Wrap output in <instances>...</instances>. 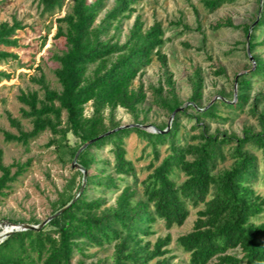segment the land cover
Instances as JSON below:
<instances>
[{
  "label": "trees",
  "instance_id": "16d2710c",
  "mask_svg": "<svg viewBox=\"0 0 264 264\" xmlns=\"http://www.w3.org/2000/svg\"><path fill=\"white\" fill-rule=\"evenodd\" d=\"M34 1L42 16H53L64 7L68 10L55 19L54 38L65 41V50L55 57L59 67L54 75L60 91L50 89L42 79L36 80L43 89L42 99L37 92H22L18 96V101L27 108L21 110V115L31 122V129L19 130L18 135L4 133V139L28 146L49 131L53 137L47 146H54L60 159L67 157L69 161H73L83 144L97 140L78 154L76 163L81 170H75L52 213L71 203L76 194L78 197L41 230L15 232L3 240L0 264H86L83 260L73 263L74 256L85 257L88 248L108 246L113 250L112 264H209L213 261L214 264H264V223L254 222L264 214V196L253 188L259 177L264 182V110L258 111L264 95L251 97L253 80H264V58L255 54L258 46H264V36L261 41L256 38V32L264 28V0L251 29L250 25L234 26L230 19L220 20L211 27L213 30L241 28L245 37L250 29L248 50L252 66L249 72L236 78L235 98L220 93V99L209 106L203 105L204 79L201 69H195L189 77V105L175 112L168 128L163 125L155 133L138 126L143 124L138 121V112L147 94L143 83L133 87L154 57L167 87L165 95L162 84L152 89L156 104L172 114L183 103L175 93L167 57L161 52L165 43L162 24L154 22L145 28L141 16L136 15L122 39V21L136 13V6L142 0H113L110 7L109 0ZM234 2L202 0L209 12ZM21 28L15 20L11 24L0 22V64L17 59V55L5 49L18 46L15 36ZM214 74L220 75L222 71ZM3 78L7 79L8 75L0 72V82ZM87 106L90 107L88 115ZM246 107L256 118L258 131L244 129L241 137L209 133V125L204 121H228L221 111L243 112ZM117 108L128 112L135 124L117 129L119 125L111 121L107 126V116L112 118ZM181 115L193 119L199 129L190 138L192 143L185 139L181 145L178 141ZM9 121L13 126L18 125L15 120ZM69 133L78 141L74 146L68 143ZM131 133L147 143L155 162L161 156L160 148L166 147L160 162L151 161L147 166L149 173L140 182V189L119 185L127 178L137 182L135 165L125 150V140ZM108 146L113 162L104 161V164L110 170L96 169L98 162L93 150ZM228 159L231 160L229 167L221 168ZM24 170L22 165L6 166L0 158V201ZM82 171L86 172L85 186L79 191ZM182 174L185 179L177 183ZM88 187L97 195L89 197ZM114 192H117L114 203L109 205L107 195ZM190 207L199 208L192 229L175 240L187 255V261L173 263L172 257L166 256L170 253L171 235L157 237L153 242L150 237L155 235L154 225L158 221L167 229L181 227L190 215Z\"/></svg>",
  "mask_w": 264,
  "mask_h": 264
},
{
  "label": "rangeland",
  "instance_id": "374dc122",
  "mask_svg": "<svg viewBox=\"0 0 264 264\" xmlns=\"http://www.w3.org/2000/svg\"><path fill=\"white\" fill-rule=\"evenodd\" d=\"M112 3L113 0H109V7ZM260 6L261 0H235L232 4H225L218 10L209 12L202 0H142L136 6V13L129 20L122 21V39L131 28L136 15L141 16L145 28H149L154 22H160L165 31V43L161 52L167 57L168 69L173 75L175 93L183 103L182 109L189 105L188 98L191 93L189 77L198 68L201 69L204 79L202 104L209 106L220 99V93L228 97L232 95L234 99L237 94L236 78L249 72L252 66L247 54L246 37L241 28L227 27L213 30L211 27L225 19H230L234 26H254L260 13ZM67 11L64 7L60 13L53 16H42L34 0H0V22L11 24L15 20L22 27L17 30L15 36L18 46L5 49L17 55V59H8L0 64V72L8 75L7 79L3 78L0 82V158L6 166L25 167L23 174L11 185L7 196L0 201V223L3 221L30 225H34V221L41 223L53 214V206L75 174V170L80 171L67 157L61 160L54 146H47L53 137L49 131L42 133L28 146L6 142L4 139V133L18 135L19 130L31 129V122L21 115V110L27 109L18 101V96L22 92H37L38 97L42 99L43 89L36 82L38 79H42L50 89L60 91V85L54 75V71L59 67L55 57L65 50V41L63 38H54L57 26L55 19L62 17ZM263 36L264 28H261L256 32L257 41H261ZM255 54L264 58V46H258ZM215 71H222V74L215 75ZM139 82L143 83L147 94V100L138 112V121L143 123L138 125L139 128L149 133L157 132V128L163 125L168 128L171 114L156 104V95L152 91L161 84L164 87L163 95L167 90L160 64L155 57L141 77L134 81L133 87L136 88ZM258 94L264 95V80L254 79L251 97ZM261 110H264V100L258 106V111ZM89 113L90 107L87 106L86 114ZM220 113L228 121H204L209 125L210 134L227 133L241 137L244 129L255 132L259 130L258 122L248 111V107L243 112H231L226 109ZM10 119L15 120L18 125L13 126ZM111 121L119 127L135 124L132 116L122 108L115 109L112 118L107 116L106 125L109 126ZM179 125V143L182 145L185 139L192 143L190 138L199 132L193 119L181 115ZM67 140L71 146L78 143L70 133L67 135ZM146 145L145 141L133 133L126 138V155L134 163L138 177L136 183L132 178L121 181L120 188L132 185L140 189V182L149 173L147 166L151 161L155 162L152 154H149L151 149ZM109 148L108 146L101 150H93L98 162L94 166L96 169L106 167L110 170L104 164V161L113 162ZM159 151L161 156L155 164L164 157L166 147H161ZM255 154L261 158L259 152ZM230 164L231 160L228 159L220 167L227 168ZM15 169L13 167L11 171L14 172ZM78 179L80 178L77 177V183ZM184 179L183 174L180 175L177 183H181ZM81 181L83 189L85 186L83 177ZM253 188L264 196V182L261 177L253 183ZM92 189V187L87 189L86 194L89 197L97 195ZM116 195L117 192L107 195L109 205H113ZM75 197L77 198L78 194ZM198 210L199 208L190 207V215L181 227L173 226L167 229L162 221L154 225L155 235L150 237L152 242L157 237L171 235L172 242L168 247L170 253L166 256L172 257L173 263L187 261V255L177 246L175 240L192 229ZM254 222L264 223V214ZM0 231H2L1 227ZM112 252L111 246L102 249L88 248L85 251L86 256L76 254L73 263L83 260L86 264L95 261L112 264ZM209 264H214V261Z\"/></svg>",
  "mask_w": 264,
  "mask_h": 264
},
{
  "label": "water",
  "instance_id": "95a60500",
  "mask_svg": "<svg viewBox=\"0 0 264 264\" xmlns=\"http://www.w3.org/2000/svg\"><path fill=\"white\" fill-rule=\"evenodd\" d=\"M253 26V25H252ZM252 26L250 27V29L252 28ZM250 29H249V32H250ZM249 32L247 33L246 35V49H247V54L250 57V54H249V50H248V38H249ZM182 110V107L175 110L172 114H171V117H170V120L172 119L173 115L175 114V112L177 111H180ZM130 125H127V126H122V127H119V128H123V127H128ZM117 128V129H119ZM116 130V129H115ZM114 131V130H112ZM110 131V132H112ZM161 132H164V131H161ZM109 132L105 133L108 134ZM101 137V136H100ZM95 140H97V138L95 139H92L88 142H86L85 144H83L79 149L78 151L76 152L74 158H73V166L77 167L78 169L81 170L80 166L76 163V159H77V156L78 154L88 145L92 144ZM83 173V180H85L86 178V172L85 171H82ZM82 189V185H81V188L80 190ZM76 198V197H75ZM75 198L73 199V201L75 200ZM72 201V202H73ZM71 202V203H72ZM71 203L67 204L65 207H63L62 209H60L59 211H57L56 213H53L52 215H50L48 218H46L44 221H42L41 223L37 224V225H30V224H26V223H20V224H16V223H12V222H9V221H3L0 223V227L2 228V231H0V243L5 240L8 236H10L11 234L15 233V232H23V231H39L41 230L49 221H51L53 218H55L56 216H58L60 213H62L66 208H68Z\"/></svg>",
  "mask_w": 264,
  "mask_h": 264
}]
</instances>
